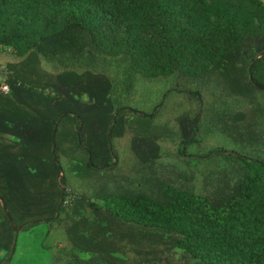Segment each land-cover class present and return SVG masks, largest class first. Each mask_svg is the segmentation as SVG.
<instances>
[{"label": "trees", "instance_id": "obj_1", "mask_svg": "<svg viewBox=\"0 0 264 264\" xmlns=\"http://www.w3.org/2000/svg\"><path fill=\"white\" fill-rule=\"evenodd\" d=\"M216 1L0 0V264L42 223L51 264H264V2ZM127 123L151 191L96 205L74 170L117 171Z\"/></svg>", "mask_w": 264, "mask_h": 264}, {"label": "rangeland", "instance_id": "obj_2", "mask_svg": "<svg viewBox=\"0 0 264 264\" xmlns=\"http://www.w3.org/2000/svg\"><path fill=\"white\" fill-rule=\"evenodd\" d=\"M264 2V0H261ZM209 3L214 5H220L219 1L216 0H208ZM254 27H260V21L257 19L254 20ZM12 69H9L6 65H0V76L3 80L8 84L7 79L13 74ZM40 91V90H39ZM45 94L52 95L53 91L51 89H47ZM151 97V102L157 101L158 97H161L156 90H153V94ZM84 100H88V96L85 95L82 97ZM175 108L173 104H169L167 106V110L164 109L158 121L161 123H170L175 120ZM139 123H144L146 119L137 118ZM139 128H142L140 126ZM126 131L122 134L117 140L116 144L119 147L121 153V163L119 169L117 171H112L110 173H106L104 171H99L97 173L98 177H84L81 175L77 169L74 170V174L78 175L76 177L77 181V192L81 196L85 195L89 198L90 201L95 203L96 205H106V203L112 206H119L114 201H108L107 198L101 197L100 192L102 191H133V192H141L143 194H148L151 191V186L147 178L149 177V167L147 165H143L138 163V159H136L130 150V138L136 133H139V129L134 127L133 125L127 123ZM145 130V129H143ZM172 137V136H171ZM173 137L172 139L167 140L165 146L173 149L174 145ZM206 143V142H205ZM204 143V145H205ZM164 151V150H163ZM163 153V152H161ZM172 153V152H171ZM163 162L165 167L168 169L164 172V174L168 177L175 176L176 173L181 175H190L197 173V169L186 166L181 163V159L179 157H175L174 153H166L163 155ZM74 163L76 164L77 161L75 160ZM184 165V166H183ZM217 164H208L201 167L203 173H207L208 170H213V167L216 168ZM148 168V169H147ZM217 172V169H216ZM210 174V171H209ZM159 175V173H158ZM203 174L202 179L207 178ZM211 180H206V182H210ZM205 185V184H204ZM175 190L166 188V192L173 194ZM75 193V194H76ZM47 231V225L42 223L38 226L33 227L28 231L20 230L18 235V240L16 244V253L13 256V259L10 264H51L49 252L44 249L41 245L44 235ZM5 253L2 252L1 256Z\"/></svg>", "mask_w": 264, "mask_h": 264}, {"label": "built area", "instance_id": "obj_3", "mask_svg": "<svg viewBox=\"0 0 264 264\" xmlns=\"http://www.w3.org/2000/svg\"><path fill=\"white\" fill-rule=\"evenodd\" d=\"M10 91H11L10 86L0 76V93L8 94L10 93Z\"/></svg>", "mask_w": 264, "mask_h": 264}, {"label": "water", "instance_id": "obj_4", "mask_svg": "<svg viewBox=\"0 0 264 264\" xmlns=\"http://www.w3.org/2000/svg\"><path fill=\"white\" fill-rule=\"evenodd\" d=\"M0 200L3 202L4 209L7 211V205H6V203L2 200L1 197H0ZM20 230H21V228H15L17 238H18V235H19ZM16 244H17V241L15 243V247H16Z\"/></svg>", "mask_w": 264, "mask_h": 264}]
</instances>
